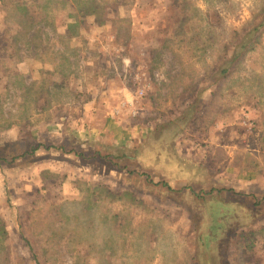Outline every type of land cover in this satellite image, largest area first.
<instances>
[{"label": "rangeland", "instance_id": "374dc122", "mask_svg": "<svg viewBox=\"0 0 264 264\" xmlns=\"http://www.w3.org/2000/svg\"><path fill=\"white\" fill-rule=\"evenodd\" d=\"M263 21L0 0V264H264Z\"/></svg>", "mask_w": 264, "mask_h": 264}, {"label": "crops", "instance_id": "0c3cea01", "mask_svg": "<svg viewBox=\"0 0 264 264\" xmlns=\"http://www.w3.org/2000/svg\"><path fill=\"white\" fill-rule=\"evenodd\" d=\"M261 27H264V21L260 25L256 26V28H254L253 31H255V33H257L258 31H260L261 33H263L264 31H263V29L261 30ZM254 47H256V46H254ZM126 105L127 104H125L124 106H126Z\"/></svg>", "mask_w": 264, "mask_h": 264}]
</instances>
